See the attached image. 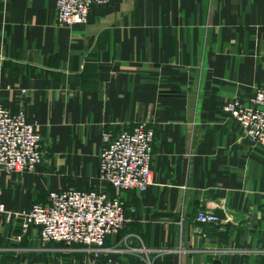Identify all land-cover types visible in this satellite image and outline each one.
I'll list each match as a JSON object with an SVG mask.
<instances>
[{
  "label": "crops",
  "instance_id": "1",
  "mask_svg": "<svg viewBox=\"0 0 264 264\" xmlns=\"http://www.w3.org/2000/svg\"><path fill=\"white\" fill-rule=\"evenodd\" d=\"M264 88V0H110L57 23V0H0V102L37 119L43 160L1 174L12 211L105 189L126 223L94 253L0 215V264H264V145L224 110ZM24 90V91H23ZM155 131L154 183L100 178L103 133ZM215 212L219 224L196 220Z\"/></svg>",
  "mask_w": 264,
  "mask_h": 264
},
{
  "label": "built area",
  "instance_id": "2",
  "mask_svg": "<svg viewBox=\"0 0 264 264\" xmlns=\"http://www.w3.org/2000/svg\"><path fill=\"white\" fill-rule=\"evenodd\" d=\"M109 1L57 0V23L67 27L85 23L94 4ZM224 110L239 123L250 142L264 145V88H258L248 100L228 101ZM154 144L155 131L145 122L116 135L104 131L100 178L119 191L144 192L154 183L151 167ZM43 154L39 121L28 120L23 109L12 112L0 102V183L3 172L33 171L42 162ZM125 210V202L119 195L111 196L102 188L51 191L47 203L36 202L21 211L8 209L0 200V215L20 217L24 231L35 226L45 242L83 244L96 254L103 249L108 235L124 228ZM196 220L222 222L219 215L209 210L198 211ZM104 264L121 263L109 260Z\"/></svg>",
  "mask_w": 264,
  "mask_h": 264
}]
</instances>
